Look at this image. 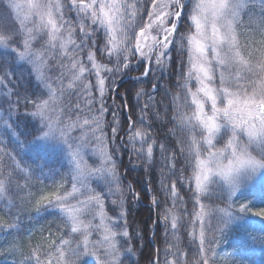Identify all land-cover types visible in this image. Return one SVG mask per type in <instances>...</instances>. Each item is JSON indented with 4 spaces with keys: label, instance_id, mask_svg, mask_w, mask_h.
Wrapping results in <instances>:
<instances>
[{
    "label": "snow or ice",
    "instance_id": "6c2138e0",
    "mask_svg": "<svg viewBox=\"0 0 264 264\" xmlns=\"http://www.w3.org/2000/svg\"><path fill=\"white\" fill-rule=\"evenodd\" d=\"M252 3L0 0V86L14 89L0 102L7 116L0 177L11 184L34 175L64 187L49 161L71 166L63 193L33 198L38 216L54 209L53 227L68 231L48 249L36 245L20 264H123L121 249L131 253L135 237L125 227L117 160L129 147L130 160L134 153L151 173L160 170L159 190L171 205L162 229L177 242L166 246L162 264H215L219 235L236 221L264 217V202L244 194L257 182L264 188V0L259 11ZM242 13L252 36L238 31ZM256 36L259 47L247 43ZM21 143L41 146L45 155L26 159ZM88 154L100 156L99 167L82 166ZM93 178L99 191L89 184ZM5 191L0 178V195ZM106 199L117 206L112 216ZM25 207L16 205V220ZM3 227L19 231L15 222Z\"/></svg>",
    "mask_w": 264,
    "mask_h": 264
},
{
    "label": "trees",
    "instance_id": "16d2710c",
    "mask_svg": "<svg viewBox=\"0 0 264 264\" xmlns=\"http://www.w3.org/2000/svg\"><path fill=\"white\" fill-rule=\"evenodd\" d=\"M250 6L254 7L259 11L260 5L258 2L252 3ZM247 11V9L245 10ZM243 22L238 27V31H242L249 36L254 35L252 32L253 26L249 25L247 22V17L242 13ZM242 39V43L245 42ZM259 36H256V42L253 43L252 40H248L247 43L252 44L253 47H259ZM147 89V86H144ZM14 89L9 85L6 88L0 86V102L5 100L8 92H12ZM118 91L123 95L126 94L127 85L123 89H118ZM14 98V97H12ZM159 99V97H158ZM116 104H120L119 98L115 101ZM135 101L129 97V105L134 104ZM143 103V101H141ZM4 108H7V104H3ZM12 118L16 119V113H12ZM117 118L123 122V113H118ZM135 118V116H134ZM7 119L6 114L0 111V128L4 126V120ZM23 127V124H21ZM107 130V129H106ZM156 135V133H154ZM23 140V137H20ZM124 143V141H121ZM12 144H16V140H12ZM25 158L32 157L34 154H39L40 156L45 155V150L41 146L28 145L26 143H21L19 145ZM132 152L131 147L127 151H123L120 154V158L117 160L118 175L123 177L121 184L123 191V200L125 201L127 211V218L125 221V227L131 235L135 238L131 241L132 252L127 253L121 249V259L123 264H152V261L159 255L161 257V264L163 261V252L166 246H170L176 243V236H173L171 231L167 233V239L165 238V232L162 229L163 216L166 212L170 211V203H164L166 197L159 190V178L161 177V172L158 169L154 174L151 173L149 169L146 168L143 161L137 162V157L134 153L129 158L128 153ZM100 156H95L88 154L86 162L88 167H99L100 166ZM49 164L53 168H58L64 176V187H54L51 178L48 180H37L35 176L19 178L16 177L14 181L9 184L6 177H0L5 179L6 191L0 195V264H17L13 263V254H11V249L15 247H7V243L11 242V238L20 237L26 241L23 250L20 252L23 255V260L29 255L31 250L36 247V245H41L43 249L50 248L51 241L55 240L56 243L60 242V235L63 232L68 231L64 224H59L60 233H57V228L53 227L54 222L57 221V217L52 215L54 209L49 208L47 212L41 211L39 216L35 211V202L33 198L40 199L43 195L52 196L55 198V193H63L66 187L69 186V172L71 166L64 161V167L61 168L59 163L49 161ZM47 171V169H46ZM190 174V171H189ZM100 181L96 178L90 180V186L99 191L97 185ZM127 184L132 186V189L138 193V198L133 199L127 188ZM18 185V186H17ZM255 189L252 190L251 195L262 198L264 195V188L259 184ZM151 197H155L157 201L161 203V206H157L152 202ZM33 200L31 206L25 207L21 204V199ZM112 199H118L114 196ZM187 200V197L185 198ZM264 202V199L262 200ZM262 202L256 203L260 205ZM16 205H21L25 207V210L19 213V220H16ZM216 207H225L223 203H213ZM8 207L13 209V213H8ZM117 207L112 205L109 200H105V211L107 215L112 216V208ZM191 210V205L188 206ZM119 209L117 208V213ZM188 219V217H185ZM263 219L264 218H260ZM19 224V231L17 232L14 228H4L5 224L12 223ZM98 223V221H96ZM30 232V237L27 238V234ZM57 233L55 236H50L49 233ZM11 233V234H9ZM180 237L179 247L183 251H187L184 246V234L178 233ZM72 239V237H67ZM252 239L253 242L258 240H263L264 238V222H257L250 220L241 221L230 226L223 235H219L218 247L215 249V256L213 257L215 264H238L239 256L241 255V249L243 245L242 241H249ZM92 241L98 239L97 234L93 233L90 236ZM12 244L10 243V246ZM246 248V246H245ZM16 249V248H15ZM94 259V257H93ZM169 259H173L169 256Z\"/></svg>",
    "mask_w": 264,
    "mask_h": 264
},
{
    "label": "rangeland",
    "instance_id": "374dc122",
    "mask_svg": "<svg viewBox=\"0 0 264 264\" xmlns=\"http://www.w3.org/2000/svg\"><path fill=\"white\" fill-rule=\"evenodd\" d=\"M254 2L259 3V0H254ZM91 155H93V154H91ZM87 156L88 155H85V157H84L85 162H86ZM95 156H99V155L95 154ZM82 166L88 167L87 162ZM258 185H259V182L255 183L254 187H257ZM254 187L249 189L244 194L249 196V197H252L253 195H251V193H252L251 191L255 189ZM240 195H241L240 193H237L236 197L239 198ZM254 198H255V203L262 202V200L264 199V195L262 198L256 197V196H254ZM221 208H223V207H221ZM260 218H264V217L250 216L247 219L236 221L233 224L241 222V221H245V220L254 221L255 223L264 222V220L260 219ZM26 234H27V238H28V237H30L31 233L28 232ZM253 240L254 239L251 238V240L249 241V244H246L248 241H242L241 244H245V245H243V248L241 249V255L239 256L238 264H264V242H262V241H264V238H263V240H258L257 242H253ZM10 243L12 244L11 246H10ZM10 243H7V247H11V248L15 247L17 250L16 254L13 256L12 262L20 264V262L23 260V255H21L20 252L23 250V247L25 246L26 241L20 237H17V238H11ZM245 246H246V248H245Z\"/></svg>",
    "mask_w": 264,
    "mask_h": 264
}]
</instances>
